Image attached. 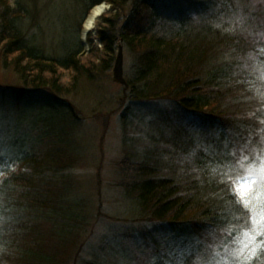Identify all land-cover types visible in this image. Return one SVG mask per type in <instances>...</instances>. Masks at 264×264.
Masks as SVG:
<instances>
[{
    "label": "rangeland",
    "instance_id": "rangeland-1",
    "mask_svg": "<svg viewBox=\"0 0 264 264\" xmlns=\"http://www.w3.org/2000/svg\"><path fill=\"white\" fill-rule=\"evenodd\" d=\"M6 1L16 11L13 15H18L10 17L14 18V27L23 31L38 57L64 61V45L70 44H80L83 52L78 57L79 72L59 67L54 74L53 70L44 72L34 68V64L25 69L17 66L14 62L17 55L14 60L13 56L7 57L0 42V179L7 171H15L25 155L21 150L33 146L38 134H52L49 140L42 141L44 149L49 143H59L57 140L62 135L61 143L70 148L72 163L67 169L49 171L59 182V192L63 195L56 208L33 216H29L27 209L20 210L14 219L7 216L1 224L16 221L18 217L17 222L33 221L39 225V243L49 248L54 264H249V241L255 235L253 213L238 202L232 189L247 170L252 169L251 175L258 176V169L264 164V0H221L217 8L220 18L215 19L217 24L221 19V26L228 33L237 34L245 40V46L247 42L249 45L240 55L242 71L238 79L242 86L233 95L230 109L237 118L246 120L249 127L246 130L256 127L258 133L255 131L256 134L241 141L233 130L235 150L230 152L233 159L222 168L224 183L230 187L233 199L247 211L250 225L241 222L236 228L198 235L188 232V227L183 225L142 221L138 205L125 196L119 184L124 137L128 136L136 151H145L151 145L172 148L176 135L186 141L187 138L217 141L219 128L209 126L202 115L184 110L173 99L126 98L124 86L115 79L116 59L121 48L127 81L133 73L135 55L119 40L118 34L119 41L112 49L107 50L100 43L101 19L88 37V47L85 46L82 33L92 12L88 11L89 0ZM159 1L170 9L194 11L200 7L193 0ZM102 4L108 8L104 14L115 16L118 26H123L127 10H113L110 4ZM1 27L0 20V32ZM37 75L45 85L34 82ZM25 77L31 84L24 83ZM52 81L61 85V102L58 101L61 104L57 106H52V93L45 88ZM23 88L30 92L19 97L18 90ZM56 132L60 135L56 136ZM205 148L210 146L206 144ZM37 155V161L44 159L43 154ZM255 195L249 208H256L255 218L259 221L264 190ZM64 210L68 212L63 213ZM64 217L76 219H72L75 225L70 233L57 235L59 230L66 233L62 227L65 223L59 220ZM11 226L15 232L10 234L15 239L22 234L21 229ZM260 228L258 223L257 231ZM256 241L259 255L264 235H257ZM2 263L12 264L7 260Z\"/></svg>",
    "mask_w": 264,
    "mask_h": 264
},
{
    "label": "trees",
    "instance_id": "trees-1",
    "mask_svg": "<svg viewBox=\"0 0 264 264\" xmlns=\"http://www.w3.org/2000/svg\"><path fill=\"white\" fill-rule=\"evenodd\" d=\"M88 2V11L102 3L110 4L113 10H127L123 26H118L115 16L107 14L101 18L98 30L99 41L107 50L120 40L135 55L132 76L124 86L126 98L136 101L173 99L184 110L202 115L209 126L220 130L217 141L198 142L186 137L188 140L183 139V142L176 135L172 148L164 144L151 145L145 151H136L128 136L124 137L119 184L125 196L138 205L142 221L183 225L194 235L236 228L241 222L250 225L247 211L233 199L230 187L224 183L225 170L222 168L233 159L230 157V152L235 150L233 130L241 141L258 131L256 127L246 130L249 128L246 120L237 118L230 109L233 95L242 86L238 79L242 71L240 55L249 45L247 42L245 46V40L237 34L228 33L221 26V19L218 24L215 22L220 18L217 8L221 0H193L200 6L194 11L170 9L159 0ZM0 11V42L7 57L13 56L14 60L17 55L14 61L17 66L25 69L34 64V68L44 72L53 70L54 74L59 67L75 73L80 71L78 57L83 52L80 44L64 45V61L44 60L45 56H37L23 31L14 27V18L10 17L18 15H13L16 11L6 0H1ZM40 78L36 77L34 82L45 85ZM24 83L31 84L28 77L24 78ZM60 87L55 81L45 87L52 93V106L61 104L58 103L61 102ZM29 92L23 88L18 90V96ZM67 106L74 110L71 105ZM245 131L247 133L243 134ZM51 135V132L38 134L33 146L21 150L25 155L15 171H7L0 179V264L6 260L12 264H54L49 248L39 243V225H34L33 221L17 222L18 217L13 220L20 210L27 209L29 216H33L39 211L56 208L59 200L62 201L59 182L49 171L71 167V150L61 143L62 135L57 140L59 143L41 148L42 141L49 140ZM206 144L210 148L204 150ZM38 152L44 159L37 161ZM7 216L12 217V221L2 225ZM72 219H59L65 223L62 227L66 228V233L59 230L57 235L70 233L76 220ZM12 224L22 233L15 239L10 234L15 232ZM46 224L50 225L48 220ZM262 262L264 250L251 264Z\"/></svg>",
    "mask_w": 264,
    "mask_h": 264
},
{
    "label": "snow or ice",
    "instance_id": "snow-or-ice-1",
    "mask_svg": "<svg viewBox=\"0 0 264 264\" xmlns=\"http://www.w3.org/2000/svg\"><path fill=\"white\" fill-rule=\"evenodd\" d=\"M252 169H249L246 171L243 178L240 179V181L233 187V194L237 195L238 202H241L245 209L253 213L252 218V224L253 229L252 231L255 233V235L250 237V244L251 247L248 248V262L251 264L252 260H255L258 258V248H257V241L256 236L257 235H264V205H261V214H260V220L258 221L255 218L256 208H249V204L251 201H254L256 199L255 193H259L261 190H264V164H262L258 169V176L251 175ZM259 179L260 183H257V180ZM255 186V189L253 188ZM261 225V228L259 231L256 229L257 224ZM261 244V250H264V241L260 242ZM264 264V262H262Z\"/></svg>",
    "mask_w": 264,
    "mask_h": 264
},
{
    "label": "bare ground",
    "instance_id": "bare-ground-1",
    "mask_svg": "<svg viewBox=\"0 0 264 264\" xmlns=\"http://www.w3.org/2000/svg\"><path fill=\"white\" fill-rule=\"evenodd\" d=\"M107 6L104 4H101L99 6H96L92 12L90 13L89 17L87 18L85 24H84V29L82 33V38L83 42L85 43V46L88 47V37L92 31L95 30L97 22L100 18V15L104 12L107 11Z\"/></svg>",
    "mask_w": 264,
    "mask_h": 264
},
{
    "label": "water",
    "instance_id": "water-1",
    "mask_svg": "<svg viewBox=\"0 0 264 264\" xmlns=\"http://www.w3.org/2000/svg\"><path fill=\"white\" fill-rule=\"evenodd\" d=\"M104 13H106V11H104L100 17H102L104 15ZM114 74H115V79L121 83L123 86H126L127 82L124 78V70H123V54H122V49L120 48L118 57L116 59V65H115V69H114Z\"/></svg>",
    "mask_w": 264,
    "mask_h": 264
}]
</instances>
